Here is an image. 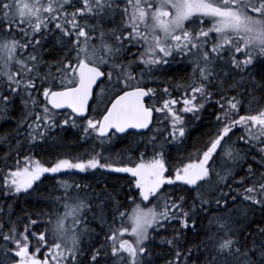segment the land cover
Masks as SVG:
<instances>
[{
    "label": "snow or ice",
    "instance_id": "6c2138e0",
    "mask_svg": "<svg viewBox=\"0 0 264 264\" xmlns=\"http://www.w3.org/2000/svg\"><path fill=\"white\" fill-rule=\"evenodd\" d=\"M177 56L191 66L187 82L172 85L179 98L148 86ZM257 65L264 0H0V118L18 96L25 110L15 134L0 135L9 149L0 195H31L46 174L67 170L128 174L123 201L106 184L57 180L52 211L37 214L47 218L26 215L22 226L0 205V264H153L156 236L174 224L160 241L173 255L166 264H264ZM208 107L214 122L189 151L187 118L200 121ZM66 126L90 147L36 158L38 142ZM128 135L144 151L124 163L131 149H111ZM172 146L182 154L171 157ZM188 231L203 235L185 248Z\"/></svg>",
    "mask_w": 264,
    "mask_h": 264
},
{
    "label": "flooded vegetation",
    "instance_id": "af4514ba",
    "mask_svg": "<svg viewBox=\"0 0 264 264\" xmlns=\"http://www.w3.org/2000/svg\"><path fill=\"white\" fill-rule=\"evenodd\" d=\"M46 47H48V46L46 45ZM44 58L46 60H49V61H51V59H52V57H48V56H45ZM181 68L184 69L186 71V73L182 74V76H180V77L175 76L174 75L175 71L179 70ZM137 71H139V69H137ZM253 71L256 74V69H254ZM190 74H191V66L189 63V59L188 58H181L180 56H177L176 59L174 61H172L169 66H165V68L156 72L155 76L153 77V80L155 82L149 83L148 86L156 88L158 90V93H160L161 90L166 85H168L169 90L172 93L173 97L179 98L182 90H177V89L173 88L172 85L187 82V79L190 76ZM146 79H147V77H146ZM163 98H165L163 95H158L159 100H162ZM14 105H16L15 106L16 107V116L15 117L16 118L11 119L10 113H12L14 111L13 110ZM11 108H12L11 109L12 112L9 113V118H6V119L0 118V128L3 127V129H4V130L0 131L1 135H5V134H13L14 135L16 132L17 124L21 120L22 114L25 111L23 105L21 104L19 96L15 99V102L11 106ZM208 108H210V107H208ZM62 111L66 113L70 110H62ZM204 112L202 113V116H203ZM160 118L163 119V117H160ZM187 119H189V121H191L190 117H188ZM213 119H214V116H213ZM7 122H10V124L8 126L6 124ZM196 122H199V121H191V124L188 126L189 130H191V127H192L191 125H193ZM21 131L23 132V129H21ZM69 132H72V135H69ZM131 132H135V131H131ZM149 134L150 133H145V135H149ZM61 135H64V137L67 139V141L76 139L77 140L76 146H73L69 149H66L68 147H61V148L57 147L58 149H55V144L57 145L58 143L63 142V140H61V137H60ZM130 136L133 137L132 135L122 136L121 139L115 143V145L111 149V151L113 153H116V152H120L122 150L130 149V141H128L127 144H129V145L125 149H124L123 145H120L124 142L123 138H129L130 139ZM54 138H58L56 143H53ZM133 138H135L133 148L136 150L137 142L140 141V137L135 136ZM0 145H1L0 152L7 153L9 151L8 145L5 146V145H3V143H0ZM141 145H143V144L139 145V149H140ZM44 146L46 147V150L39 153L38 150ZM89 147H90V144L88 142H84L81 140V135H80V132L78 129L72 128L70 126H66L64 129H58L54 134L50 135L46 141L38 142L37 147L35 149H33V152L35 153L36 158L41 159L42 161H49V160H55L58 157H75L76 155L83 153L85 151V149H87ZM172 148H173V146H172ZM167 150H168V148L166 149V151ZM25 151H27V145H25ZM4 156L5 155L0 156L1 157L0 162H2L5 165V160L3 159ZM129 158H130V150L126 151L124 153V163H128ZM7 163L12 164L13 161L11 159H9L7 161ZM109 174H115V175L121 176V181H122L121 183H122V185L125 186V193H126L127 192L126 181L128 179V174L109 173V172H106L104 170H99V171L90 170L88 172H79L78 170H67L63 174L56 175L55 178H53V176L50 174H46V176L44 178H42L43 183L47 182L46 183L47 188L45 189V192H47L49 195L47 201H49L51 199V197H53V196L60 195V192H54L53 191V189L57 186L56 185L57 180H66L69 183H72L73 181H75V182L81 183V184H91L94 187L97 186V184L99 182L101 184H106L108 186V189L111 188V189H109V191H111L113 188H117L119 180H118V178L117 179H113V178L110 179ZM67 176H73V177H77V178L72 180V179H68ZM47 178H49V179H47ZM6 198L7 197H4L3 195H1L0 203H2V201ZM14 198L18 199L17 197H14ZM19 198H21V197H19ZM116 198L118 199V194H117ZM48 204H50V203H48ZM47 212H49V209L46 210V213ZM35 216H37V215H35Z\"/></svg>",
    "mask_w": 264,
    "mask_h": 264
},
{
    "label": "trees",
    "instance_id": "16d2710c",
    "mask_svg": "<svg viewBox=\"0 0 264 264\" xmlns=\"http://www.w3.org/2000/svg\"><path fill=\"white\" fill-rule=\"evenodd\" d=\"M45 56L48 57H52L50 55H48L47 53H45ZM184 69H179L175 71V76H182V74H185L186 71L184 72ZM264 71V69H262L259 65L256 68V77L258 80L261 79L259 73ZM259 94V93H258ZM16 105H14L13 108V112L10 113L11 115V119H15L16 117ZM12 109V108H11ZM214 108L210 107L207 108L206 111L204 112L201 120L199 122L194 123L193 125H191V130H190V137L187 140V145L188 150L191 151L192 148L190 147L196 140H203L206 139V133L209 131V128L212 126L214 119H213V115L211 113L214 112ZM7 126L10 124V122L6 123ZM4 130L3 127L0 128V131ZM1 135V134H0ZM69 135H72V132H69ZM61 140H63V142L58 143L57 145L55 144V149H58L57 147L61 148V147H68L66 149H69L73 146H76L77 144V140L73 139L70 141H67V139L64 137V135H61ZM66 139V140H65ZM134 139L133 137L130 136L129 138H123L124 142L120 145H123L124 149L129 145L127 144L128 141H130V154L131 157L133 159H136L139 156V152L144 151V147L143 145H141L139 150H135L133 148L134 146ZM3 145H7L4 144ZM0 149H1V145H0ZM44 150H46V147H42L38 150L39 153L43 152ZM167 152L170 154L171 157H176L177 155L182 154V150H178L175 146H173V148H168ZM6 153H2L0 152V156L5 155ZM148 155H151V152L149 151ZM1 158V157H0ZM8 164V163H7ZM4 164L2 162H0V168H3ZM109 178H113V179H117L118 178V186L117 188H113L111 190V192H113L114 194H118V199L123 201V198L125 196V186L122 185V181H121V176L120 175H115V174H109ZM49 179V178H47ZM75 179V178H74ZM47 183V182H46ZM46 183H43L39 186V188L33 192L31 195H24V194H20L17 198H6L2 201V203H0V205H10V208H6L5 211L9 212L11 215V219L13 221H18L19 224L22 226L23 224L27 223L26 220L20 219L25 217L26 215H30L31 219H46L47 217L45 216H38L37 214L40 213H46V210L49 209V212L52 211L53 206L48 204L47 200H48V193L45 192V189L47 188ZM100 185H105V184H101ZM111 189V188H109ZM21 197V198H19ZM0 199H1V195H0ZM133 207V205H131L130 203L125 202V207L122 210H126V211H131V208ZM37 215V216H35ZM257 219H259V217H257ZM198 223H204L206 224L207 221H198ZM91 227L95 228V230L97 232L100 231V229L95 225L92 224ZM179 227L178 225H172L169 230L167 232H161L158 236H156L155 241L152 244V251H153V264H166V261L169 259L173 258L171 249H169V247L166 244H162L160 243L161 238L162 237H168L171 238V236L173 235L172 233V228H176ZM44 229V225L41 224L39 225L38 228L34 229L35 231L39 232V231H43ZM203 233H201V237H202ZM198 237L196 235H194L193 232L188 231L187 232V242L185 243L184 247L187 248L189 246H191L194 243H197L198 240L201 238ZM102 239V237H101ZM0 244H2V242H0ZM98 246V245H97ZM88 259V256H85V260ZM101 264H106L105 261H101ZM107 264H111V262H107Z\"/></svg>",
    "mask_w": 264,
    "mask_h": 264
},
{
    "label": "rangeland",
    "instance_id": "374dc122",
    "mask_svg": "<svg viewBox=\"0 0 264 264\" xmlns=\"http://www.w3.org/2000/svg\"><path fill=\"white\" fill-rule=\"evenodd\" d=\"M233 139H235V137H233ZM140 153V152H139ZM130 158L132 159V160H135V159H133L132 157H131V154H130Z\"/></svg>",
    "mask_w": 264,
    "mask_h": 264
},
{
    "label": "water",
    "instance_id": "95a60500",
    "mask_svg": "<svg viewBox=\"0 0 264 264\" xmlns=\"http://www.w3.org/2000/svg\"><path fill=\"white\" fill-rule=\"evenodd\" d=\"M130 131H135V130H130Z\"/></svg>",
    "mask_w": 264,
    "mask_h": 264
}]
</instances>
